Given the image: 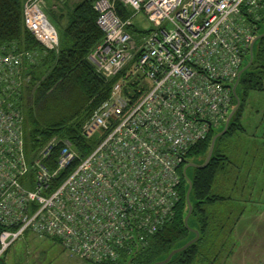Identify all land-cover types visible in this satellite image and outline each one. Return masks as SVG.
Returning <instances> with one entry per match:
<instances>
[{"label": "built area", "instance_id": "built-area-1", "mask_svg": "<svg viewBox=\"0 0 264 264\" xmlns=\"http://www.w3.org/2000/svg\"><path fill=\"white\" fill-rule=\"evenodd\" d=\"M259 1L94 0L102 38L88 59L115 80L81 125L94 141L85 154L57 135L25 149L20 66L33 54L0 45V255L29 234L91 262L140 250L174 214L190 147L232 103L225 83L249 50ZM139 12L149 30H131ZM23 20L57 50L45 0H24Z\"/></svg>", "mask_w": 264, "mask_h": 264}, {"label": "trees", "instance_id": "trees-1", "mask_svg": "<svg viewBox=\"0 0 264 264\" xmlns=\"http://www.w3.org/2000/svg\"><path fill=\"white\" fill-rule=\"evenodd\" d=\"M259 2L262 4L259 10L262 18L259 19L264 20L262 11L264 0ZM23 3L24 0H0V45L11 48L15 53L24 54V51H30L33 54L31 58L23 56L20 66L22 81L19 84V103L23 113L25 149L33 150L53 135H57L68 138L81 154H85L94 141L81 133V125L107 96L111 83L115 80V77L106 79L100 75L88 59V53L102 38V31L96 24L94 0H79L69 5L67 12L58 14L60 19L64 17L59 26L50 19L58 30L57 50L45 48L26 27L23 20ZM118 11L123 17L128 13L125 8L119 7ZM247 18L252 19L257 25L259 19L255 20L253 15ZM263 73L264 36L258 41L256 55L249 70L241 77L242 102L228 130L219 136L218 143L236 131L245 130L243 123L240 122L245 98L250 91L264 90ZM70 90L73 94L69 92ZM64 91H68L67 96L62 94ZM211 134L212 132L207 138L192 145L188 155L197 156L205 153ZM218 143L208 164L195 168L193 174L192 194L196 201L192 215L200 225V237L163 264H215L217 255L208 250L207 237L213 232L212 236L216 238L218 233L224 230L225 225L215 222V216L209 214L211 210L208 206L226 198L225 195L216 192L214 187L218 174L229 161ZM184 192L182 177L180 196L173 216L135 252L131 264H151L158 256L167 253L176 242L187 236L188 229L183 223ZM210 244L213 246L215 242ZM128 258L129 256L122 257L118 262L92 263L126 264Z\"/></svg>", "mask_w": 264, "mask_h": 264}, {"label": "rangeland", "instance_id": "rangeland-1", "mask_svg": "<svg viewBox=\"0 0 264 264\" xmlns=\"http://www.w3.org/2000/svg\"><path fill=\"white\" fill-rule=\"evenodd\" d=\"M73 2L45 0V9L59 26L64 17L60 19L58 14L67 12ZM254 25L256 30V23ZM151 27V21L139 12L133 18L131 30H149ZM262 81L264 85V73ZM69 92L73 94L71 90ZM67 93L62 94L67 96ZM240 122L245 130L236 131L218 143L229 161L218 174L214 187L226 198L208 206L215 222L225 225L215 239L213 232L207 237L208 250L217 255L215 264H264V90L248 93ZM189 160L197 162L199 159L190 156ZM193 171V166L187 167L188 175L192 176ZM2 256L4 264H93L64 249L58 242L33 234L15 240Z\"/></svg>", "mask_w": 264, "mask_h": 264}, {"label": "water", "instance_id": "water-1", "mask_svg": "<svg viewBox=\"0 0 264 264\" xmlns=\"http://www.w3.org/2000/svg\"><path fill=\"white\" fill-rule=\"evenodd\" d=\"M263 11H264V4H263ZM257 25L258 28L255 30L253 37L250 41L249 50L244 55L236 76L232 81L225 83L226 85L230 86L233 99L231 105L229 106V108L225 113V117L223 121L212 128V134L210 136L208 147L205 153L197 156L191 155L197 157L199 160L197 162L190 161L189 160L190 156H187L181 168L182 177L184 178V189H185L184 192L185 207L183 213V223L188 229V234L185 238L176 242L167 253L162 254L158 256L155 260H153L151 264H163L168 262L169 260H171V258H173L175 254L188 247L190 244L195 242L200 237V225L196 217L192 215V210L194 207V203L196 201V199L192 194L194 171L192 176L188 175L187 167L193 166L195 170V168H199L207 165L210 159L212 158V156L214 155V151L218 143L219 136L228 130L230 124L234 120V115L242 102V91L240 88L241 77L246 71L249 70V66L251 65L256 55L258 41L261 37L264 36V20L261 22L258 21ZM136 251H137V247H135L133 253L129 255L126 264H131V259L134 257ZM0 264H4V259L2 254L0 255Z\"/></svg>", "mask_w": 264, "mask_h": 264}, {"label": "crops", "instance_id": "crops-1", "mask_svg": "<svg viewBox=\"0 0 264 264\" xmlns=\"http://www.w3.org/2000/svg\"><path fill=\"white\" fill-rule=\"evenodd\" d=\"M77 1H79V0H74V2L73 3H76ZM261 9V8H260Z\"/></svg>", "mask_w": 264, "mask_h": 264}]
</instances>
